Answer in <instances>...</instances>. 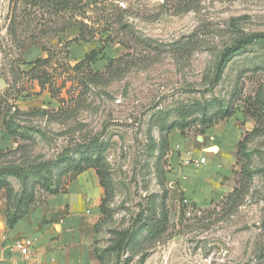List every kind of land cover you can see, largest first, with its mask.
I'll list each match as a JSON object with an SVG mask.
<instances>
[{
  "label": "rangeland",
  "instance_id": "374dc122",
  "mask_svg": "<svg viewBox=\"0 0 264 264\" xmlns=\"http://www.w3.org/2000/svg\"><path fill=\"white\" fill-rule=\"evenodd\" d=\"M254 32H264V0H81L73 12L0 0V79L7 83L0 90V167L53 159L96 136L107 144V214L99 210L103 189L92 168L66 192L36 187L30 206L40 224L55 222L57 230L59 219L78 216L92 264H125L127 253L100 263L93 248L104 249L112 230L158 215L164 191L167 231L147 248L143 264H264V47L248 46L215 79L220 51ZM182 42L190 49L175 52ZM91 50L94 59L77 66ZM36 58L47 61L32 69ZM191 104H211L207 116L232 114L213 117L203 132L198 122L182 131L163 128L178 106ZM247 133L244 157L237 151ZM204 152L209 164L198 168ZM216 161L226 175L211 172ZM183 167L197 180L222 178L225 194L206 184L197 193L218 198L185 193ZM8 180L20 189L16 178ZM4 207L2 189L0 228ZM30 237L23 264L40 242ZM127 264L140 263L133 256Z\"/></svg>",
  "mask_w": 264,
  "mask_h": 264
},
{
  "label": "trees",
  "instance_id": "16d2710c",
  "mask_svg": "<svg viewBox=\"0 0 264 264\" xmlns=\"http://www.w3.org/2000/svg\"><path fill=\"white\" fill-rule=\"evenodd\" d=\"M81 0H24L25 4L38 6L39 4L51 3L52 6L59 10L73 12ZM253 44L264 47V32H254L239 37L232 44L225 46L219 53L215 65V79L221 74L226 63L232 57L241 54L244 50ZM190 42H182L176 46L175 52L186 53L190 49ZM157 47V45L155 46ZM96 56V50H91L76 65L88 64ZM47 60L46 58H36L31 67L41 66ZM31 69V70H32ZM41 75H38L40 78ZM41 80V79H40ZM47 81V80H46ZM41 82V81H40ZM44 83L41 82V85ZM211 104H191L180 105L175 109L177 118L163 126L165 130L179 128L184 130L193 123L200 124V132L208 128L214 119L231 115L227 109L218 114L207 116V111ZM201 112L200 118L193 115ZM216 117V118H213ZM8 131L15 134V130L6 125ZM250 135L247 133L239 141L237 154L242 153L244 157L248 154L245 152V141ZM162 146H167V140L162 141ZM107 144L104 140L94 136L82 142H74L65 146L53 159L43 160L29 164L5 165L0 167V190L5 191V224L8 228L22 219L29 211L30 206L35 200V188L38 187L49 194H57L67 191V184L71 182L78 174L87 169H94L98 182L103 189V196L100 199L99 210L102 215L107 214V196L112 192L111 176L108 164L104 157ZM8 177H14L20 182V189L17 191L12 186ZM235 191V189L233 190ZM232 191V192H233ZM167 192L162 195L161 207L158 215L148 214L144 220L138 224L121 229L112 230L113 238L109 244L102 250L98 251L93 248L94 257L98 262L103 263L104 259L110 254H115L116 258L121 253H127L125 264L131 261L133 256H137L139 263L143 264L149 256L147 249L152 243L159 241L166 233L168 227V208L165 203ZM97 230V221L92 226V231Z\"/></svg>",
  "mask_w": 264,
  "mask_h": 264
},
{
  "label": "crops",
  "instance_id": "0c3cea01",
  "mask_svg": "<svg viewBox=\"0 0 264 264\" xmlns=\"http://www.w3.org/2000/svg\"><path fill=\"white\" fill-rule=\"evenodd\" d=\"M205 153L209 152L202 153L205 160L198 165V168L209 164L210 159ZM209 168L215 174L219 172V169L224 171L223 175H226L225 171L229 172V169L223 168L220 161L211 162ZM188 169L190 168L183 167L179 169V174L184 175L180 185L185 193L194 194L196 199L218 198L225 194L222 178L216 176L214 179L210 175V178L206 181L197 180V178H190ZM204 184L208 185L212 192L213 190H218L219 196L215 197L211 192L208 195H199L202 193H197L196 190L202 188ZM41 221L42 218L40 219L37 214L29 211L13 228L6 227V224L4 228H0V264H23L21 263L23 257L18 252L15 242L19 237L30 236L37 237L40 242L37 245V252L27 261V264H92V260L89 259L91 257L89 250L90 241H86L81 236L78 226L80 218L78 216L70 213L59 219L57 222L59 225L58 230L55 227V222L46 221L40 224ZM93 224L92 222L90 223L91 226Z\"/></svg>",
  "mask_w": 264,
  "mask_h": 264
},
{
  "label": "built area",
  "instance_id": "2783aa9c",
  "mask_svg": "<svg viewBox=\"0 0 264 264\" xmlns=\"http://www.w3.org/2000/svg\"><path fill=\"white\" fill-rule=\"evenodd\" d=\"M205 158L200 157L198 160H195V163L197 165L202 164L204 162ZM186 200L184 199V202ZM33 244V238L31 237H25L21 240H16L15 245L17 247L18 252L22 255L23 258L29 257L30 247Z\"/></svg>",
  "mask_w": 264,
  "mask_h": 264
},
{
  "label": "water",
  "instance_id": "95a60500",
  "mask_svg": "<svg viewBox=\"0 0 264 264\" xmlns=\"http://www.w3.org/2000/svg\"><path fill=\"white\" fill-rule=\"evenodd\" d=\"M6 85H7V83L4 80L0 79V90L5 88Z\"/></svg>",
  "mask_w": 264,
  "mask_h": 264
},
{
  "label": "bare ground",
  "instance_id": "6f19581e",
  "mask_svg": "<svg viewBox=\"0 0 264 264\" xmlns=\"http://www.w3.org/2000/svg\"><path fill=\"white\" fill-rule=\"evenodd\" d=\"M211 149L215 151L216 150V147H212Z\"/></svg>",
  "mask_w": 264,
  "mask_h": 264
}]
</instances>
